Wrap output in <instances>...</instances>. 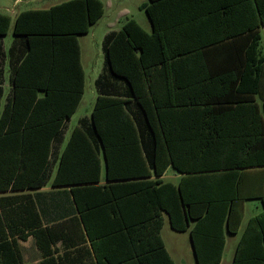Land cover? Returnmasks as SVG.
<instances>
[{
	"label": "trees",
	"instance_id": "16d2710c",
	"mask_svg": "<svg viewBox=\"0 0 264 264\" xmlns=\"http://www.w3.org/2000/svg\"><path fill=\"white\" fill-rule=\"evenodd\" d=\"M141 9L152 31L130 19L105 37L92 116L60 154L63 122L86 88L79 37L105 5L69 0L15 18L0 12V38L12 26L15 37L10 84L42 94L23 135L27 175L15 188L41 189L56 168L51 186L71 188L72 221L98 264H175L161 234L165 215L174 231L189 232L197 264H221L245 202L260 200L263 212L248 221L232 264H264V176H246L264 168V0H149ZM3 61L0 44V85ZM169 168L178 185L163 181ZM25 207L21 239L34 236L40 264H61L53 245L62 232L41 226L32 197ZM19 263L17 247L0 242V264Z\"/></svg>",
	"mask_w": 264,
	"mask_h": 264
},
{
	"label": "crops",
	"instance_id": "0c3cea01",
	"mask_svg": "<svg viewBox=\"0 0 264 264\" xmlns=\"http://www.w3.org/2000/svg\"><path fill=\"white\" fill-rule=\"evenodd\" d=\"M13 13L16 17V15L19 14L20 12L13 11ZM124 15L126 16L125 13ZM150 27L152 31L151 22H150ZM263 31H262V43L260 48L262 56H264ZM111 32H116V31H110L108 34H110ZM108 34H106L105 37ZM9 37H10V33L5 37L0 38V44L2 46V55H4V61L1 63V70L3 74H2V82L0 85V242L7 241L11 243L13 246L17 247V250L20 255L19 264H25L26 261L30 262V264H40L43 261L42 252L39 250L34 236L30 235L26 240L21 239V234H23L24 232L25 234L27 233V231H24L25 230L24 221H26V219L28 218V216L26 215L25 206L29 198L32 197V200L35 202L37 212L41 219V226L43 228H56L62 232L60 236L61 237L60 240L53 245V249L56 250L57 252L55 254V258H60L61 264H98V261L92 251L91 245L88 242L87 238L85 237L86 238V242H85L82 236V232L80 231V229H78V225L72 221L74 217L78 216V212L71 198V193H70L71 188L70 187L55 188L51 186V182L56 173V168L53 170L50 183L41 189L19 190L18 188H15V182L17 180L23 179L24 174L25 176L27 175V171H25L27 165L26 162H24V155H23L24 149H27V143L24 142L23 135L24 132L27 130V122L31 115L33 107L37 102V100H39L42 97V94L38 93L37 96H34L33 93L15 91L14 86L10 84V65L8 59V52L14 43L15 37L12 34L10 38V42L8 43L7 39ZM102 48H103V44H102ZM81 61H82V47H81ZM223 65H227V63L226 62L217 63V66L219 67H222ZM104 66L105 63L103 65L102 73L104 71ZM101 74L98 76V78L101 76ZM96 81H95V86H96ZM9 96L11 97V101L9 104H7V98ZM97 97H98V93H97ZM257 99L259 102H261V100L264 99V75L262 79L261 95L258 96ZM74 115L63 122L66 128L64 130L63 142H61L57 146L58 154L62 152L72 133L71 131H69V124L72 121ZM53 148H54V144L52 143V150ZM105 165H106L105 160L103 159L101 182H100L101 185L107 184ZM167 172L162 177L163 181ZM174 173L175 176L181 178V176L177 174L175 171ZM253 174H257L259 177L264 176V168L250 170L246 173V176L248 177L249 175H253ZM152 179H156V177H153ZM262 194L264 196V186H263ZM249 203H255V205H257L256 209L257 212H259L257 215L263 212V206L260 200H251L245 202L244 218L241 229L237 235L234 236H230L228 234L226 235L225 251L227 248L228 239L229 238L236 239L238 235L241 233V231L242 230L244 231L248 221L252 217L257 216V215H252L251 217H246V211ZM185 233L189 234V232H185ZM240 237L241 235L235 240L234 254L236 251L237 244L240 240ZM189 241L191 244L190 235H189ZM164 244L167 252L172 258L165 242ZM190 247H191L190 249L192 255L194 257L193 259L196 264L192 245ZM172 260L174 261L173 258Z\"/></svg>",
	"mask_w": 264,
	"mask_h": 264
},
{
	"label": "rangeland",
	"instance_id": "374dc122",
	"mask_svg": "<svg viewBox=\"0 0 264 264\" xmlns=\"http://www.w3.org/2000/svg\"><path fill=\"white\" fill-rule=\"evenodd\" d=\"M69 0H0V12L15 17L13 11H27L36 9H49L52 6L61 4ZM105 5V13L98 23L93 26L88 35L79 38L82 47V64L86 73V88L84 97L80 103L79 109L69 124V131H73L79 125L83 118H91L96 99L97 91L95 81L102 73L104 65L103 40L110 31H118L123 24L131 18L136 19L139 24L147 31H151L150 21L142 5L149 3V0H101ZM126 14V16L124 15ZM13 34L11 27L10 37ZM263 48H264V31H263ZM173 169H169L164 182L178 185L180 178L174 175ZM255 203H249L246 211V217L257 215ZM165 224L162 230V238L176 262V264H195L191 252V244L188 233H177L174 231L164 216ZM246 223V222H245ZM243 231V230H242ZM241 231V233H242ZM239 234L238 237L242 234ZM237 237V238H238ZM236 238V239H237ZM236 239L229 238L227 248L224 254L222 264H231L234 257V243ZM25 264H30L27 262Z\"/></svg>",
	"mask_w": 264,
	"mask_h": 264
},
{
	"label": "water",
	"instance_id": "95a60500",
	"mask_svg": "<svg viewBox=\"0 0 264 264\" xmlns=\"http://www.w3.org/2000/svg\"><path fill=\"white\" fill-rule=\"evenodd\" d=\"M191 245H192V248H193V243H192V241H191ZM193 252H194V248H193ZM194 256H195V253H194ZM195 260H196V257H195ZM196 264H197V262H196Z\"/></svg>",
	"mask_w": 264,
	"mask_h": 264
}]
</instances>
